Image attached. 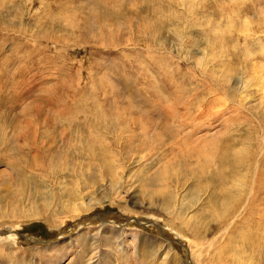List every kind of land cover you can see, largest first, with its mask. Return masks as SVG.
I'll list each match as a JSON object with an SVG mask.
<instances>
[{
	"label": "rangeland",
	"instance_id": "obj_1",
	"mask_svg": "<svg viewBox=\"0 0 264 264\" xmlns=\"http://www.w3.org/2000/svg\"><path fill=\"white\" fill-rule=\"evenodd\" d=\"M199 112L197 137L248 150L259 182L228 232L264 264V0H0V264H217L212 232L200 257L168 220L196 197L186 219L210 222L226 196L154 138Z\"/></svg>",
	"mask_w": 264,
	"mask_h": 264
},
{
	"label": "bare ground",
	"instance_id": "obj_2",
	"mask_svg": "<svg viewBox=\"0 0 264 264\" xmlns=\"http://www.w3.org/2000/svg\"><path fill=\"white\" fill-rule=\"evenodd\" d=\"M223 86L226 87L225 84ZM226 90L231 91L228 88ZM161 98L162 99H159L158 105H162V100L164 101V98ZM163 107L164 106L162 105V108ZM201 114L203 113L197 114V116L191 121H186V117L180 118L178 116V120H180V122L177 121L176 116L171 115V119L173 120L174 124L169 121L170 118L163 119L162 122L160 121V126L162 127L161 132L163 136L155 135L154 138L156 137V140L163 141L170 137L173 138L172 142L180 144L179 146L187 144L189 159L188 161H182L184 163V167L180 162L185 173L188 174L193 179V181L197 182L199 186H201L203 181H206V189L214 188L219 193H224L226 199L219 205H214L210 209H207L205 214H211L209 217L211 219L210 222L206 223L205 218H202L203 221L201 220L199 222L195 220H193L194 222H191L190 220L186 219L187 217H185V210L189 209L193 205L196 197L191 198L190 202L187 205H183V208L181 207L178 211H176V213L172 212L170 215H172L173 218L171 220H168V222L172 225V227L174 226L184 237L189 236L191 238V245L193 246L192 249H197L198 255L200 257H209L208 254L202 253L204 248L201 246V243L206 241L207 233L212 232L214 237L217 239V241L215 242L218 244L219 248L217 251L219 253L217 257H215L217 258V264H251L252 261L256 263L258 262V259L254 261L255 257L250 256V254L254 252V249L256 248L255 242L252 240L251 233L249 231H244L236 234L237 230H234L232 232V235L229 237L230 232H228V225L234 223L235 215L241 205V197L247 198L241 195V191L243 190L246 193L250 192L251 190L253 191L252 185L253 183L254 185H257L256 183L259 182V176L258 174H256L254 182H252L251 178L248 177L249 172L252 170V166L249 164V162L247 164V158L249 157L247 149L240 151L232 149L229 150L227 146L218 143L219 141L217 140V137L204 138L196 136L201 127L209 125L206 122L202 124L198 120V118L200 119V116H202ZM130 115L135 119H132L134 121L131 122V126L135 127L136 125H139L143 134L145 136L149 135L148 129L153 127L154 123L149 120L148 117H146L144 114H142L140 117H135L134 113H131ZM171 125H175L176 128H173ZM184 128H190L186 136L182 133V130H184ZM135 131H137V129ZM107 167L108 169H110V166ZM168 181L169 180L165 178L164 174L156 182L164 183ZM239 187H241V189ZM155 189L159 194L166 195L163 196V202L167 205V209H165L164 212L168 214L169 211H172L175 207L174 194L162 187L160 184ZM247 195L248 194H246V196ZM122 209L125 212H129L127 206L123 207ZM81 211L82 210L80 208L74 211L75 218H80L83 214L88 213L90 210L83 212ZM215 223H218L219 226H215ZM14 238L15 237L9 235L6 237V239H0V241H14ZM206 252L209 253V250H207ZM203 259L204 260H201H206L205 258ZM198 261L200 264H202V261Z\"/></svg>",
	"mask_w": 264,
	"mask_h": 264
}]
</instances>
